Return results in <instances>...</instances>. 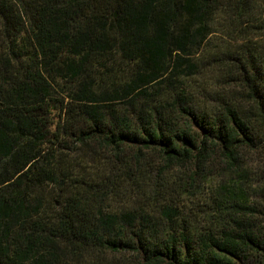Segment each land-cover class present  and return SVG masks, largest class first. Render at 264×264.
<instances>
[{
    "label": "trees",
    "instance_id": "1",
    "mask_svg": "<svg viewBox=\"0 0 264 264\" xmlns=\"http://www.w3.org/2000/svg\"><path fill=\"white\" fill-rule=\"evenodd\" d=\"M0 264H264V0H0Z\"/></svg>",
    "mask_w": 264,
    "mask_h": 264
}]
</instances>
